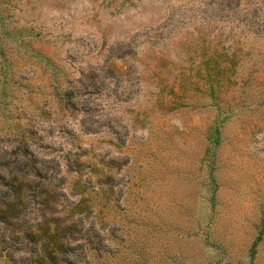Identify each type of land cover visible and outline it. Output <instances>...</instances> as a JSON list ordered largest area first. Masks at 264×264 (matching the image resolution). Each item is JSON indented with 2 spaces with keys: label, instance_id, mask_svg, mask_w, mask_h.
Masks as SVG:
<instances>
[{
  "label": "rangeland",
  "instance_id": "1",
  "mask_svg": "<svg viewBox=\"0 0 264 264\" xmlns=\"http://www.w3.org/2000/svg\"><path fill=\"white\" fill-rule=\"evenodd\" d=\"M15 197L0 264H264V0H0Z\"/></svg>",
  "mask_w": 264,
  "mask_h": 264
},
{
  "label": "trees",
  "instance_id": "2",
  "mask_svg": "<svg viewBox=\"0 0 264 264\" xmlns=\"http://www.w3.org/2000/svg\"><path fill=\"white\" fill-rule=\"evenodd\" d=\"M16 199V197L15 198H13V200L12 201H10V202H7L5 205H0V214H7V213H9L13 208H14V200ZM74 207V206H73ZM75 208V207H74ZM73 208V209H74ZM48 234H47V231L45 232L44 231V233L40 236L41 238V240H40V243H41V249H42V251L43 250H47V249H45L46 248V246H47V242H49V238H52V236H47Z\"/></svg>",
  "mask_w": 264,
  "mask_h": 264
}]
</instances>
